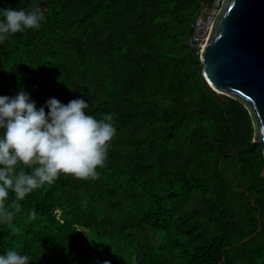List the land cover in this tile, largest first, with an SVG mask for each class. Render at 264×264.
<instances>
[{"label": "trees", "instance_id": "trees-1", "mask_svg": "<svg viewBox=\"0 0 264 264\" xmlns=\"http://www.w3.org/2000/svg\"><path fill=\"white\" fill-rule=\"evenodd\" d=\"M202 2L0 0V11L43 13L38 28L0 42V95L24 90L37 107L83 98L86 113H110L116 128L95 178L61 174L17 202L0 224V254L264 264L263 148L246 106L208 84L189 47ZM13 200L10 191V210Z\"/></svg>", "mask_w": 264, "mask_h": 264}, {"label": "clouds", "instance_id": "clouds-1", "mask_svg": "<svg viewBox=\"0 0 264 264\" xmlns=\"http://www.w3.org/2000/svg\"><path fill=\"white\" fill-rule=\"evenodd\" d=\"M0 17L2 42L16 32L38 28L43 13L35 6L27 10L4 8ZM88 107L83 98L64 104L50 97L37 107L24 90L14 96L0 95V224L10 222L14 211H19L17 202L45 183H53L59 175L78 179L98 175L97 168L104 166L116 128L112 114L97 119L86 113ZM10 191L14 210L4 203ZM0 264H29V259L9 249L0 254Z\"/></svg>", "mask_w": 264, "mask_h": 264}, {"label": "water", "instance_id": "water-1", "mask_svg": "<svg viewBox=\"0 0 264 264\" xmlns=\"http://www.w3.org/2000/svg\"><path fill=\"white\" fill-rule=\"evenodd\" d=\"M200 61L215 91L246 106L264 153V0H223Z\"/></svg>", "mask_w": 264, "mask_h": 264}, {"label": "built area", "instance_id": "built-area-1", "mask_svg": "<svg viewBox=\"0 0 264 264\" xmlns=\"http://www.w3.org/2000/svg\"><path fill=\"white\" fill-rule=\"evenodd\" d=\"M223 0H209L202 2L193 23V31L188 37L189 47L201 53L208 39L215 16Z\"/></svg>", "mask_w": 264, "mask_h": 264}]
</instances>
